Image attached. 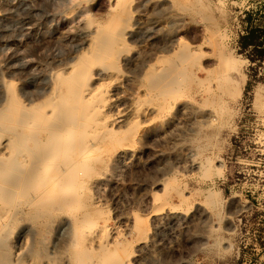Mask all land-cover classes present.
I'll use <instances>...</instances> for the list:
<instances>
[{"label": "rangeland", "instance_id": "rangeland-1", "mask_svg": "<svg viewBox=\"0 0 264 264\" xmlns=\"http://www.w3.org/2000/svg\"><path fill=\"white\" fill-rule=\"evenodd\" d=\"M252 17L264 0H0V109L12 88L20 108L74 89L84 105L46 159L43 120L0 122V264H264ZM4 125L29 140L15 153Z\"/></svg>", "mask_w": 264, "mask_h": 264}, {"label": "bare ground", "instance_id": "bare-ground-1", "mask_svg": "<svg viewBox=\"0 0 264 264\" xmlns=\"http://www.w3.org/2000/svg\"><path fill=\"white\" fill-rule=\"evenodd\" d=\"M102 54H103V52H102ZM227 57V58H226ZM226 57H224V59L226 58V61H230L231 59H233V57H231V56H227L226 55ZM226 63H228V62H226ZM76 66V65H75ZM71 68H73V67H71ZM72 73V72H71ZM104 73V72H103ZM64 76V75H63ZM105 76H106V74H105ZM155 76V75H154ZM153 76V77H154ZM55 78V77H54ZM65 78H67V77H65ZM56 80V79H55ZM102 82V81H101ZM8 84V83H7ZM12 86L13 85H11V88H12ZM56 86V85H55ZM61 86H67L66 84H64V83H62L61 84ZM102 86V85H101ZM10 88V87H9ZM13 89V88H12ZM8 90L7 89V95H8V101H6V103H7V105H6V107L5 108H3V109H0V122H3V120L4 119H10L11 120V122H13L14 124H15V126L14 127H18V128H20V129H28V127L30 126V125H32V124H34L33 123V121L34 122H37V119L39 120L40 119V121L41 120H43V121H38L37 122V124H39V122L41 123V124H43L42 122H44V127H43V125L42 126H40V128L41 127H43V130H42V128H41V130L42 131H44V134L46 135V143L45 142H43V141H38V140H36V137H37V135L36 134H38V133H35V134H33V135H30L29 134V137H27V139H30V140H36L35 141V145H34V147H36V150H37V148H39V147H41L42 148V146L44 145H47V148H48V150L46 151L45 149L43 150V149H38L39 150V152L41 151L42 152V150H43V153L44 154H41V157L42 158H45L46 156V158H48V156H49V152H52L53 151V153H55V154H59V153H64V154H66L67 153V151H69V149H70V147L72 146V142H71V140L73 139V136H71L72 137V139L71 140H68V141H62V139L64 138L63 136H64V133L66 132V131H64L65 130V128H66V125H69V124H71V123H74L75 121H76V119H77V117H78V114H80L81 112H82V110H83V108H84V105H83V101H82V98H81V93L79 92V91H77L78 89H74V92H73V94H74V98H73V101H67L65 98H58V99H56V98H54V99H56L55 101H53L52 103H50L49 102V107L44 103V106H43V102L44 101H42V106H40L39 105V103H37V106L36 107H32V108H30V109H28V108H26L25 107V105H24V108L22 107L23 105H22V103H20L19 101H17V102H19L22 106H21V108H20V106H18L17 104H16V100H17V97H16V99L14 98L16 95H14L15 94V89H13V90ZM95 90H97V89H95ZM100 90V89H99ZM102 90V89H101ZM100 90V91H101ZM14 91V92H13ZM55 91V90H54ZM108 91V90H107ZM9 92V93H8ZM91 92V91H90ZM94 92V91H93ZM96 92V91H95ZM110 92V91H109ZM106 93V92H105ZM54 94H56V92L54 93ZM53 94V95H54ZM102 94H104V93H102ZM110 95V94H109ZM107 97V96H106ZM108 97H110V96H108ZM52 98V97H51ZM45 100H47V99H45ZM91 100V99H90ZM93 100H94V98H93ZM105 100V99H104ZM108 100V99H107ZM112 101V100H111ZM111 101H110V103H111ZM106 102H108V101H106ZM19 104V105H20ZM5 105H3V106H5ZM107 105V104H106ZM45 107H47V110L50 108V107H52V112H51V115L50 114H48V112L47 113H45V110H46V108ZM106 107V106H105ZM37 109V110H36ZM34 110H36V111H34ZM103 110H104V108H103ZM102 112V111H101ZM98 115H100V114H98ZM118 115H119V113H118ZM117 115V116H118ZM106 116V115H105ZM105 116H103V117H105ZM92 117H94V116H92ZM111 117V116H110ZM108 118V117H107ZM107 118H106V120H107ZM99 121H100V119H99ZM118 121V120H117ZM101 123V122H100ZM8 125H11V124H8ZM4 126H7V125H4ZM13 126H10L9 128H13ZM2 127V126H1ZM93 127V126H92ZM7 128H8V126H7ZM8 128V129H9ZM30 128V127H29ZM34 128V127H33ZM94 128V127H93ZM14 129V128H13ZM34 129H36V128H34ZM39 129V128H38ZM37 129V130H38ZM64 129V130H63ZM67 129V128H66ZM36 130V131H37ZM40 130V129H39ZM38 130V131H39ZM101 130V129H100ZM30 131L32 132V130H31V128H30ZM34 131V130H33ZM37 131V132H38ZM92 131V130H91ZM91 131H89V132H91ZM96 131V130H95ZM104 131V130H103ZM112 131V130H111ZM7 132V131H6ZM35 132V131H34ZM100 132V131H99ZM2 133L3 134H5V132H3L2 131ZM33 133V132H32ZM134 133V132H133ZM10 134H11V132H10ZM14 135H13V137H14V139L12 138V140H11V143H10V149L15 153V152H17L18 151V149L20 148V145H22L23 143H24V140L25 141H29V140H26L25 139V137H24V139H22L23 137H22V133L20 134L18 131H16L15 132V129H14V133H13ZM26 134H27V132H26ZM43 133L41 132V135H42ZM73 134V133H72ZM39 136V135H38ZM75 136V135H74ZM78 136V135H77ZM99 136V135H98ZM12 137V136H11ZM97 137V136H96ZM100 137H102V136H100ZM0 139H1V135H0ZM101 139V138H100ZM21 141H23V143L21 144ZM32 143V142H31ZM24 145H26L25 143H24ZM43 146V147H44ZM27 147V146H26ZM33 147V148H34ZM23 148H25V147H23V146H21V150L23 149ZM20 150V151H21ZM24 150V149H23ZM22 150V151H23ZM29 150H30V148H29ZM29 150H27V152L29 151ZM46 151V152H45ZM8 152V151H7ZM27 152H26V154H27ZM30 152V157L32 158V159H35V156H34V152L31 150V151H29ZM76 152V151H75ZM86 152V151H85ZM85 152H84V154H85ZM11 152L9 151V154H10ZM24 153V152H23ZM17 154V153H16ZM29 155V154H28ZM27 155V156H28ZM71 155V154H70ZM69 155V156H70ZM79 155V154H78ZM83 155V154H82ZM8 156V155H7ZM18 156H19V153H18ZM24 156V155H23ZM68 156V157H69ZM1 157V156H0ZM3 157V156H2ZM25 157V156H24ZM58 157H59V155H58ZM57 157V158H58ZM72 157H73V155H72ZM81 157V156H80ZM30 158V159H31ZM39 158V157H38ZM45 158V159H46ZM75 158V157H74ZM55 159V158H54ZM68 159V158H67ZM16 160V159H15ZM28 160V159H27ZM42 160V159H41ZM69 160V159H68ZM67 160V161H68ZM62 161V160H61ZM28 162V161H27ZM32 162V161H31ZM30 162V163H31ZM73 162H74V160H73ZM77 163V162H76ZM73 164V163H72ZM1 166H3V167H1ZM29 166H31V168H32V170L33 171H31L30 172V176H32V177H36L37 176V174H38V167L35 165V162H32L31 164H29ZM66 166V165H65ZM72 166H74V165H72ZM23 167V166H22ZM26 167V166H25ZM27 167H28V165H27ZM55 167V166H54ZM71 167V166H70ZM4 168H5V170H7L6 168H7V165H5V164H2V163H0V172L1 171H4ZM22 169H25V168H22ZM57 169V168H56ZM68 169V168H67ZM70 169V168H69ZM28 170H30V169H28ZM60 170V169H59ZM64 170V169H63ZM57 171V170H56ZM62 171V170H61ZM66 171V170H65ZM69 171V170H68ZM22 172V171H21ZM63 172V171H62ZM57 173H58V171H57ZM66 173V172H65ZM19 175V174H18ZM7 179V178H6ZM21 179L22 180H28V174L27 175H22V177H21ZM44 179V178H43ZM58 179V178H57ZM15 180V179H14ZM55 180V179H54ZM78 180V179H77ZM3 181V180H2ZM6 181V180H5ZM52 181V180H51ZM69 182H72V180L70 181L69 180ZM84 182V181H83ZM34 183V182H33ZM56 183H57V181H56ZM74 184H76L77 182H75V180H74V182H73ZM1 184V183H0ZM83 184H85V183H83ZM14 185V184H13ZM72 185V184H71ZM77 187H79L78 186V184L76 185ZM82 186V185H81ZM3 187V186H2ZM8 187H10V186H8ZM11 188H12V186H11ZM76 188V187H75ZM2 189V188H1ZM13 189H15V188H13ZM43 189V188H42ZM69 189H72L73 190V188H69ZM68 189V191H70ZM80 189V188H79ZM166 189H167V186H166ZM75 191H73L74 193L76 192V190L77 189H74ZM9 191V190H8ZM41 191V190H40ZM39 192V191H38ZM44 192V191H43ZM78 192L79 191H77V194L76 195H78ZM15 193V192H14ZM41 193V192H40ZM12 194V193H11ZM44 194V193H43ZM42 194V195H43ZM69 194H72V192L70 193L69 192ZM179 194V193H178ZM73 196L75 195V194H72ZM67 196H68V193H67ZM70 196V195H69ZM171 196V195H170ZM75 197V196H74ZM78 197V196H77ZM69 198V197H68ZM67 198V199H68ZM73 198V197H72ZM76 198V197H75ZM183 201V200H182ZM78 206V205H77ZM89 211V210H88ZM86 212V211H85ZM84 214V213H83ZM89 215V214H88ZM86 216V215H85ZM90 216V215H89ZM83 217V216H82ZM92 218V217H91ZM83 219V218H82ZM88 219V218H87ZM79 220V219H78ZM90 221H92V220H90ZM90 221H86V222H88L90 225H93V224H91L90 223ZM83 222L84 223H86L85 222V220H83ZM103 224V223H102ZM95 225H96V223H95ZM103 225H105V224H103ZM108 226V225H107ZM88 227V226H87ZM93 227V226H92ZM75 228V227H74ZM89 228V227H88ZM85 229V228H84ZM84 229H82V230H84ZM75 231H76V229H75ZM91 232V231H90ZM92 233V232H91ZM113 233V232H112ZM118 233H119V231H118ZM120 234V233H119ZM75 235H76V233H75ZM74 235V236H75ZM122 235V234H121ZM77 236H79V235H77ZM105 236V235H104ZM107 236H108V234H107ZM102 238H104V237H102ZM74 239V238H73ZM75 239H76V237H75ZM80 239V238H79ZM103 240V239H102ZM118 240V239H117ZM94 242V241H93ZM120 242H122V240L120 241ZM100 243V242H99ZM107 243V242H106ZM102 245V244H101ZM103 245H105V244H103ZM82 246V245H81ZM80 247V246H79ZM83 247V246H82ZM81 247V248H82ZM104 249V248H103ZM127 248H126V246H125V250H126ZM124 250V249H123ZM89 251V250H88ZM121 252H123V251H121ZM126 252V251H125ZM124 253V252H123ZM78 255L80 254L81 255V253H77ZM83 254V253H82ZM85 254H87V253H84V255ZM89 254V253H88ZM119 254H120V252H119ZM126 254H128L129 255V252H127ZM132 254V253H131ZM79 255V256H80ZM126 256V255H125ZM132 256V255H131ZM81 257H82V255H81ZM120 257V256H119ZM130 257V256H129ZM122 259H124V257H122ZM82 260V259H81ZM119 260V259H118ZM91 262V261H90ZM93 262V261H92ZM91 262V263H92ZM96 262V261H95ZM98 263V262H97ZM80 264H81V262H80ZM96 264V263H95ZM101 264V263H100ZM105 264V263H104ZM121 264V263H120ZM128 264V263H127Z\"/></svg>", "mask_w": 264, "mask_h": 264}, {"label": "trees", "instance_id": "trees-1", "mask_svg": "<svg viewBox=\"0 0 264 264\" xmlns=\"http://www.w3.org/2000/svg\"><path fill=\"white\" fill-rule=\"evenodd\" d=\"M255 15V14H254ZM259 23L264 24V18L257 19ZM253 17L248 21L251 26L247 35L241 38V50L247 52L251 49L249 58L253 63L264 61V25H255L257 22ZM254 23V25H253Z\"/></svg>", "mask_w": 264, "mask_h": 264}]
</instances>
